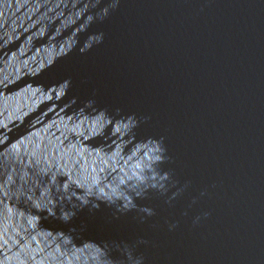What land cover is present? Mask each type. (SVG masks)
<instances>
[{
  "label": "water",
  "instance_id": "water-1",
  "mask_svg": "<svg viewBox=\"0 0 264 264\" xmlns=\"http://www.w3.org/2000/svg\"><path fill=\"white\" fill-rule=\"evenodd\" d=\"M0 264H264V0H0Z\"/></svg>",
  "mask_w": 264,
  "mask_h": 264
}]
</instances>
